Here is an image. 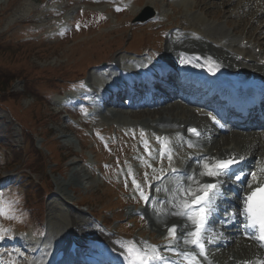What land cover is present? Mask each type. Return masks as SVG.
<instances>
[{
    "label": "rangeland",
    "instance_id": "374dc122",
    "mask_svg": "<svg viewBox=\"0 0 264 264\" xmlns=\"http://www.w3.org/2000/svg\"><path fill=\"white\" fill-rule=\"evenodd\" d=\"M69 1L72 2L68 13L62 16L65 22L79 8L72 3L80 4V0ZM48 2L49 0H0V176L9 167V170L13 169L17 174L21 169L24 170V176L27 175L20 185L19 196L24 195L25 199H29L34 212L45 210V223L50 230L62 231L59 224L63 220L68 221L66 219L69 216L74 217L70 214H75L78 219L85 217L80 212L87 207L78 208L76 203L86 204L88 195H98L95 201L88 199L93 203H87L89 210L97 214L115 203L112 202V190L86 171L88 168L84 162L97 158L96 147H92L93 143L81 133L69 128L63 119L60 122L57 102L59 93L63 92L61 88L64 90L71 87L66 84L70 76H73L70 79L85 76L86 80L95 82L92 66L103 60L105 53L110 51V57L116 60V57L124 55L122 51H127L124 48L138 52L148 45L162 48L165 44L158 34V24L145 23L139 26L133 22L134 17L145 12L148 7L161 13L167 19L166 24L175 23L194 28L196 24L189 19L190 14L186 10L193 5L195 10H201L196 7L204 4L205 9L200 16L211 20L215 2L207 7L203 0H195V3L194 0H183L179 6L169 4L168 0H138L128 12L112 15L98 28L75 33L66 40H55L47 36L57 21L44 10V5ZM30 3L35 5L34 10L29 11ZM14 5L12 12L8 14L7 11ZM173 8L177 9L175 13ZM204 11H209L208 16H204ZM218 15L219 11L213 13L215 17ZM95 16L97 17V13H88L86 18L92 20ZM197 17L194 16L193 19ZM217 19L222 22L209 23L206 30H214V27L222 25L229 33L223 21H239L238 17L230 18L225 12ZM13 21L14 24L10 25ZM234 26L237 28V24ZM256 31V25L250 29V33ZM28 33L34 36L33 42H25L24 35ZM40 36L42 38L38 39ZM152 38L156 39L152 41ZM124 41L128 42L125 47L121 46ZM57 78L60 83L55 82ZM54 82L60 91H53L50 84ZM10 108L19 123L13 120L14 114L10 112ZM143 113L138 112L137 115ZM138 117L143 119L144 116ZM133 118L137 119L136 115ZM23 131L30 141L25 140ZM225 142L224 140L223 143ZM230 143L238 142L231 140ZM20 146L25 147L20 149ZM97 153L100 154L98 151ZM103 156H106L105 151ZM53 162L57 164H52ZM84 178L86 181H81ZM69 181L71 185L67 186ZM58 184L64 186L63 191L58 188ZM15 191L16 189L11 191V195ZM53 212H56V218L52 217ZM106 220L110 218L107 217ZM25 221L26 218H23L22 222ZM29 222L34 224L33 220ZM26 228L31 231V227Z\"/></svg>",
    "mask_w": 264,
    "mask_h": 264
},
{
    "label": "snow or ice",
    "instance_id": "6c2138e0",
    "mask_svg": "<svg viewBox=\"0 0 264 264\" xmlns=\"http://www.w3.org/2000/svg\"><path fill=\"white\" fill-rule=\"evenodd\" d=\"M120 9H117L119 11ZM211 70V69H209ZM215 121L216 118L212 117ZM218 123V121H216ZM196 136L200 133L197 129H189ZM143 135V133H141ZM162 144L160 155L163 156L168 149L167 137H157ZM189 147H193L190 143ZM145 142V148H147ZM245 156L229 155L227 158L201 156L194 160L200 171L181 172L170 168L169 180L172 187L164 183V176L156 177L159 183L155 186L148 185L150 193L145 194L144 188L133 178L137 191L146 204L153 205V211L164 214V204H169L171 209L168 215L181 217L187 223L173 225L168 229V244L161 249L158 245L147 241L137 243L135 240L118 241L121 255L126 264H201L199 257L207 256L206 244L211 243L210 234L215 231L217 223L225 225L233 223L238 217L242 218L244 234L253 239H258L264 246V163L256 169L245 171L238 167ZM169 161L172 156L168 155ZM151 167V165H149ZM163 173V169H161ZM145 178L148 173H144ZM210 178L209 181L204 178ZM227 177V181L223 180ZM225 183H231L237 190L239 204L225 210V218L219 221L218 201L223 197ZM165 193V199L159 198V193ZM150 197H154V200ZM14 201L5 200L0 192V217L16 219ZM178 229H187L178 236ZM7 230L0 228V240L5 238ZM189 246V250H181L179 245ZM164 253H173L180 260H173ZM264 264V262H261Z\"/></svg>",
    "mask_w": 264,
    "mask_h": 264
},
{
    "label": "bare ground",
    "instance_id": "6f19581e",
    "mask_svg": "<svg viewBox=\"0 0 264 264\" xmlns=\"http://www.w3.org/2000/svg\"><path fill=\"white\" fill-rule=\"evenodd\" d=\"M253 1L254 0H245V3H249V2H253ZM196 2H197V0H196ZM239 4H240V2H239ZM239 6H240V8H242V7L245 8L244 5L243 6L239 5ZM193 8H195L194 5H193ZM24 9H26V8H24ZM231 11H232V14L235 13V8H233ZM261 11H263V10H261ZM205 15H208V14L206 13ZM191 16H192V18H194V16H198V12L197 11L195 13L193 12ZM209 23H215V21H212V22L203 21L201 24L204 25V30L199 29V31H197V30H195V31L202 34L203 37H205L207 39H211L212 42H208L206 39H204V40H200V41L187 40L185 43L189 44L190 46L197 47L201 51L210 50V51L214 52L215 54H217L218 56L223 58L224 61L228 65L242 66L241 65L242 61H241V59H239V56L242 54L243 48L240 45H241L242 41L248 37L245 36V37L239 39V46L236 48H233V49L226 47L224 44L214 45L213 42L222 41L220 39V36H224L226 39H228L230 37L231 33L230 32L228 33L227 31H225V29L222 25L214 27V30H210V29L206 30V25ZM223 25L230 26L229 20H226ZM241 25H243V24L242 23L240 24L238 22L237 28H240ZM237 28H235V29H237ZM243 32H244L243 29H241V30L237 29L235 36H237L239 34L242 35ZM248 42L254 43L250 39ZM171 45H174L177 47H181V46L183 47V42L181 39H174V40L170 39L167 43V47L169 49H171ZM254 46L256 49V47L259 46V43H254ZM193 47L191 49H193ZM249 53H250V51H249ZM250 56H251V60L249 63H247V66L250 65L254 69H257L258 71L264 72V63H262V61L264 60V51H263V54L259 58L255 54V52L251 53ZM179 107L181 109L180 111H175L172 108H164L163 113H161L158 118L154 119L153 122L156 123L157 125L165 124V125L182 126L183 124H197L199 121H201L203 119V118L197 117L194 113L191 112V110L188 107L180 106V105H179ZM121 119H124V117H122ZM143 123L148 124V121H144ZM241 135H243V134H241ZM243 137H245L244 140H242L240 137H235L233 135H228V136L223 137V138L218 139V140L214 139L213 142L211 143L210 149L208 151H206L204 155L211 156V157H219V156L225 155L227 153H232V152L244 154L241 151H249V149H250L252 155H254V154L260 155V154L264 153V141L259 146L256 145V142L258 140H260V138H261L260 136L252 135V136L248 137V136L243 135ZM224 140L226 141L225 143H223ZM231 140H236L238 143L232 144V143H230ZM202 151H204V150L193 151L191 154L194 156H197V155H200L202 153ZM250 163H253V162L251 161ZM174 166L189 169L190 171H197V172L200 171L199 167L194 166L192 164V162H186L184 164L183 163H176V164H174ZM78 173H81V172H78ZM78 173L75 174L76 180L78 177L77 176ZM85 179L86 178L81 179V181L83 180V182H84ZM204 180L207 181L208 178L205 177ZM66 185L70 186L71 185L70 181ZM64 186H65V183H64ZM63 187H62V191H63ZM167 217L172 218V224L182 225V221L179 220L178 218H176L172 215H168ZM70 219H74L73 220V226H78L76 223L75 217H70ZM149 219H150L151 226H153L155 228V230L157 232H159L160 234H164V231L162 229L163 225L161 223H159L157 220H154L152 218H149ZM64 222H66V221H64ZM64 222L59 224L60 228L62 230L67 226ZM68 225L70 226L71 224L68 223ZM83 231H84V228L81 227L80 233ZM252 250H253L252 246H249L245 243H236L235 245H233L232 247H229L226 251H224L222 253V255H218L219 259H217V257H215V259L218 263H222V264H227L231 260H233V262L239 261V259L245 260V259L253 258L256 261L263 259L262 255H257L256 253L252 252Z\"/></svg>",
    "mask_w": 264,
    "mask_h": 264
}]
</instances>
